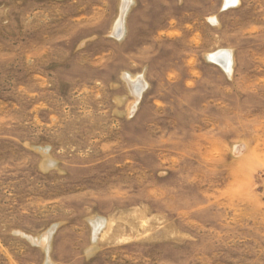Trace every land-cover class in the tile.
Instances as JSON below:
<instances>
[{
  "label": "rangeland",
  "instance_id": "374dc122",
  "mask_svg": "<svg viewBox=\"0 0 264 264\" xmlns=\"http://www.w3.org/2000/svg\"><path fill=\"white\" fill-rule=\"evenodd\" d=\"M231 1L0 0V264H264V0Z\"/></svg>",
  "mask_w": 264,
  "mask_h": 264
},
{
  "label": "bare ground",
  "instance_id": "6f19581e",
  "mask_svg": "<svg viewBox=\"0 0 264 264\" xmlns=\"http://www.w3.org/2000/svg\"><path fill=\"white\" fill-rule=\"evenodd\" d=\"M238 0H232L231 3H235L237 2ZM229 3H226L225 5H228ZM125 7L126 6H123L122 9H121V12H120V16L115 24V28L114 30L115 31H119L120 30V27L122 25V18H123V15H124V12H125ZM210 58L213 59L214 61L216 62H219L222 64V66L228 70H230V62H231V59H230V54L229 52H225L224 50H219L215 53H213L212 55H210Z\"/></svg>",
  "mask_w": 264,
  "mask_h": 264
}]
</instances>
